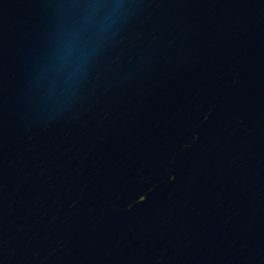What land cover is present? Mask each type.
Wrapping results in <instances>:
<instances>
[{
	"label": "water",
	"instance_id": "water-1",
	"mask_svg": "<svg viewBox=\"0 0 264 264\" xmlns=\"http://www.w3.org/2000/svg\"><path fill=\"white\" fill-rule=\"evenodd\" d=\"M0 264H264V0H0Z\"/></svg>",
	"mask_w": 264,
	"mask_h": 264
}]
</instances>
